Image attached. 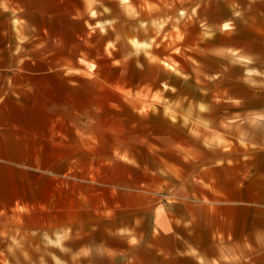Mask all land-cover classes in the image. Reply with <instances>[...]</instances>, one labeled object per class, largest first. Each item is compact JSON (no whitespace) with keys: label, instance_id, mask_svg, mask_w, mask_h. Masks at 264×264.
<instances>
[{"label":"crops","instance_id":"1","mask_svg":"<svg viewBox=\"0 0 264 264\" xmlns=\"http://www.w3.org/2000/svg\"><path fill=\"white\" fill-rule=\"evenodd\" d=\"M30 4L0 0V216L28 211L88 262L264 264V103L249 115L212 104L204 151L170 170L159 136L135 145L132 127L71 113L70 89H32L39 56L23 40L52 23Z\"/></svg>","mask_w":264,"mask_h":264},{"label":"rangeland","instance_id":"2","mask_svg":"<svg viewBox=\"0 0 264 264\" xmlns=\"http://www.w3.org/2000/svg\"><path fill=\"white\" fill-rule=\"evenodd\" d=\"M29 1L22 8L49 14L39 21L53 26L23 40V56L49 58L31 63L32 89H70L71 113L92 111L103 128L132 127L135 145L159 136L170 170L204 151L212 104L215 113L249 115L264 103V0H92L95 17L86 0ZM132 40L151 48L137 51ZM38 224L23 209L0 216V264H110L85 261L73 239ZM121 258L116 264H152L141 252Z\"/></svg>","mask_w":264,"mask_h":264},{"label":"clouds","instance_id":"3","mask_svg":"<svg viewBox=\"0 0 264 264\" xmlns=\"http://www.w3.org/2000/svg\"><path fill=\"white\" fill-rule=\"evenodd\" d=\"M86 2L88 3L89 6V10H90V15L92 17H95L97 15V13L95 11H92V0H86ZM122 5H127L129 0H120ZM105 11H107V9H105ZM106 24H111V22H105ZM95 27L100 28L101 32L105 31V24H96ZM160 27H163V25L161 24ZM94 30V29H93ZM130 43L133 45L134 48L137 49V51L141 50V49H149L151 48V43H138L136 40H132L130 41ZM113 45L109 44L108 47L111 48ZM146 55H148V53H145ZM90 67H95V65H90ZM59 243V241H57V244Z\"/></svg>","mask_w":264,"mask_h":264},{"label":"snow or ice","instance_id":"4","mask_svg":"<svg viewBox=\"0 0 264 264\" xmlns=\"http://www.w3.org/2000/svg\"><path fill=\"white\" fill-rule=\"evenodd\" d=\"M225 27H227V25Z\"/></svg>","mask_w":264,"mask_h":264}]
</instances>
